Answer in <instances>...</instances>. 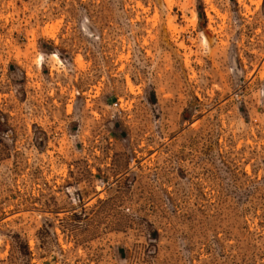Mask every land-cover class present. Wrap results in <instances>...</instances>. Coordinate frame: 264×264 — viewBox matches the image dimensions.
<instances>
[{
	"label": "rangeland",
	"instance_id": "374dc122",
	"mask_svg": "<svg viewBox=\"0 0 264 264\" xmlns=\"http://www.w3.org/2000/svg\"><path fill=\"white\" fill-rule=\"evenodd\" d=\"M0 264H264V0H0Z\"/></svg>",
	"mask_w": 264,
	"mask_h": 264
}]
</instances>
